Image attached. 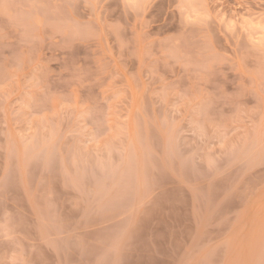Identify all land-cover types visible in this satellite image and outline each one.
Here are the masks:
<instances>
[{"label":"rangeland","instance_id":"1","mask_svg":"<svg viewBox=\"0 0 264 264\" xmlns=\"http://www.w3.org/2000/svg\"><path fill=\"white\" fill-rule=\"evenodd\" d=\"M0 264H264V0H0Z\"/></svg>","mask_w":264,"mask_h":264}]
</instances>
